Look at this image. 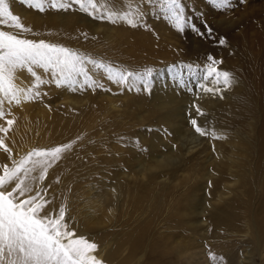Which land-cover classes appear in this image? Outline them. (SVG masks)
Here are the masks:
<instances>
[{
  "label": "rangeland",
  "instance_id": "rangeland-1",
  "mask_svg": "<svg viewBox=\"0 0 264 264\" xmlns=\"http://www.w3.org/2000/svg\"><path fill=\"white\" fill-rule=\"evenodd\" d=\"M191 1L194 5L184 7L187 21L186 27L184 31H178L169 23L158 7L154 5H147L145 7L146 14L142 22L143 24L141 23L137 27H131L123 21L113 23L108 20L94 19L88 14L82 12L78 6H73L69 11L46 9V11L40 12L28 6L24 3V0H9L13 13L19 15L22 19V23L32 29L31 33L24 34L27 38L36 40L45 39L49 42L60 43L82 53H87L97 59H104L111 62L114 66L125 68L128 71L143 73L146 68H151L153 70V75L146 82L137 80L128 85H117L107 79L101 78L100 82L105 85L103 89L78 88L76 91H72L63 87L58 88L55 84L41 85L39 89L41 92L40 98L28 101L27 103L24 102L25 104H13L10 106L11 116L8 118H17L15 124L19 122L16 124L19 126L13 125L5 142H7L9 146L11 145L10 147L13 149V158L17 157L16 159H19L20 156L26 154V152L32 149V147H52L74 142L72 148L63 154L62 159L49 169L48 176L41 187L46 186L47 183L48 185H51L50 188H52V191L54 190L57 192L56 188L60 182L63 181L64 186L61 188L62 191L60 190L56 195L60 198V205H66V221L69 224L70 229L75 230L77 236L90 238L92 239V242H95L96 244L98 243L97 245L101 246H109L118 240V242L121 243V251L119 252L121 254L122 250L125 247H128L127 239L124 241V238H128L130 234L133 233L135 235L138 234L140 246L132 257L133 260L131 259L128 261V264H136L138 257L143 254L144 257L146 255L147 258H151H143L140 261V264L143 263V260H145L143 264H211L207 256L208 251H213L217 256H222L224 258L223 264H245L248 262L250 256L253 259V264H260L255 239L252 235H250V237L249 234L245 235V227L249 226L251 228L253 215L255 214L254 216L257 217V212H254V206L259 203L257 199L264 201V197L262 198L264 195L259 196L260 187H258L260 186V178L264 176V168L259 169L260 176L258 177L259 173L255 171L256 166L254 167V163L252 162L255 156L251 155L249 164L245 168V172L248 174L249 179L247 180L244 178L246 184L244 185L245 189H243L244 195L242 192H239L240 194L237 200L231 198L229 203L223 206L224 214H227L225 224L215 223V221L210 220L207 221L210 225L209 228L207 224L204 229L198 228L196 231H192L188 228L183 216L180 217L179 220L178 217L173 216L175 213H188L190 199H186L187 203L189 201V204H186L184 208L182 204L183 201H186L183 197V193L185 192H193V201L195 202L198 200L199 203H201L200 210L202 209L201 211H203L204 209H207V205L215 203L217 193H222V191L226 192L227 187H232L230 184H233L234 181L230 177V173L227 169L228 165L225 160L223 161L225 164H222L221 166L224 175H222L223 181L218 182L217 179H213L212 177L210 168L214 173L216 172L215 153L217 150L228 155L229 143L233 141V138L244 142V138L249 136L253 143H257L259 141L258 139H260L259 135L262 136L264 133V121L261 118L263 113L260 112V108L256 106V103L259 105V95L257 92H253L250 84L251 80H249L246 75L247 71L243 72L239 70V68L242 69L241 61L235 56H227L226 53L227 49L233 50L235 47L233 40L231 41L230 39H232V37L239 38L243 36V38L245 37V40L247 38L246 42L249 45L250 54H253L252 57L250 56L249 61L254 60V63L258 64L262 51L260 49V30H258L260 27L257 26L256 23L259 22V20L262 21L261 18L264 17V0H246L247 2L244 10H239L243 4L242 0H239V6L235 7L238 9V12H235V8H231V12L229 13L218 11L217 8L211 6L213 5L211 0H199L197 6H203L207 10L206 12L203 11V13H200L201 11L199 9H195L197 7L195 6L194 0ZM131 2L133 6H135L138 0H131ZM123 3L126 6L129 3V0H123ZM141 6L144 7V5ZM116 7L121 8L119 4H117ZM123 8H121V10H127L126 7ZM242 13L243 15H241ZM238 18V25L240 24L239 27L233 29L231 26V30L230 25L235 24L237 21L236 19ZM159 23H162L164 27L172 30L171 32L177 33L178 40H175V47L169 45L164 46L161 44L157 31L158 29L155 28L156 26L154 25ZM193 23L200 32L205 31L202 25L207 24L213 30L212 35L208 36L206 32L204 35H200L197 31H193L191 28ZM258 24L260 25V23ZM251 26H253V28ZM0 27H4V30L15 31V29L7 26ZM135 28L137 29V32ZM115 29L117 31L124 30V34L126 36L127 33V38H129L130 44L127 42V44L122 47L118 44H111L109 36H113ZM229 30L231 31L229 32ZM135 32L149 37L150 44L154 47V57H146L147 50L145 47L139 46L135 49ZM221 37L225 39V44L223 45L219 44V38ZM228 37L231 38L228 39ZM218 46L221 47L219 48ZM222 49H224V51ZM211 51L213 53H210ZM257 52L261 53L257 54ZM165 53L171 58L163 57V54ZM209 54L217 60L222 61V63L218 65L220 70L228 71L230 73L232 72V74L235 75L233 78L242 84L240 88H237L239 91V99L237 100V103L233 105L232 108L226 106L219 110H215L214 108H210L209 110L202 108L201 111L204 114L199 115L196 112L197 106L195 105V107H192L191 103H200L202 100L200 97L203 94V91L197 87L198 80L195 77L190 78L188 74H185L184 85L187 86L186 91L188 92L190 100L180 104V107L182 108L180 112L184 117H182L180 123H177L174 125L173 129H171L168 124L159 121V111H155L151 101L159 100L160 97H154L153 93H165L163 91L167 86L179 83L169 72L170 66L177 64H191L194 68L196 66L202 67L207 63V56ZM227 62L233 65L229 68L232 70H228L225 67V64H228ZM258 67L259 65H256V68ZM38 71L42 74V70ZM23 77L24 82H29L28 85L26 82V86H31L34 82V78H31L30 74L26 72H23ZM43 78L48 79L49 77L43 76ZM191 96H193V98H191ZM228 103H230V100ZM87 104L89 105L87 106ZM24 105L27 106L25 107ZM71 105L72 108H68ZM82 105H84L85 108ZM7 107L9 106L6 104L5 108ZM64 108L65 110H68L65 112L63 110ZM83 110L85 111L83 112ZM22 111H24V114ZM73 116L75 118H73ZM191 118L197 119L200 126L206 128L209 134L200 136L196 133L190 123ZM73 121L76 122L74 123ZM40 122L43 123L41 124ZM250 125H252L251 134L248 133ZM16 127L17 129H15ZM32 127L34 128L32 129ZM175 127H179V131L176 132L174 130ZM30 131H34V133L32 134ZM212 131H215L216 135L220 138H213L211 135ZM19 133L21 137L19 136ZM239 134L241 135L239 136ZM24 135L28 140V145L30 144L29 146L27 145V140L23 139L25 138ZM21 138L25 140V142L22 141ZM57 142L60 143L58 144ZM43 143H45V145L42 146ZM193 146H196L195 149H193L194 151L188 155L186 153L187 150ZM172 148L178 150L177 152L182 156L181 159L184 162L183 166L177 168L179 171L177 170V172L172 174V177L169 174H162L157 181L149 179L141 181L139 175L144 173L148 174L147 172L150 170L151 164L156 159H167L171 154ZM0 152L3 151L0 150ZM176 153H174V155H176ZM1 157H3V155H1L0 158ZM5 158H7V155ZM2 160H0V164L2 163L1 165L4 164L5 160L11 164L8 159ZM61 165L64 166L65 169ZM57 168H59L58 171H53L55 169L57 170ZM70 169L71 171H69ZM54 172L56 173V176L60 178L59 183H57ZM52 173L54 175H52ZM53 176H55V178ZM210 177L211 180H208ZM164 178L167 187L164 190L165 192L162 190L160 192L161 195H164H160V198L163 197V199L161 198L162 200H158V205L160 206H158V212H156L155 215L153 213L151 215H146L144 204L146 205V201L151 200L157 190L160 191L161 185L158 184H160L159 181L164 180ZM211 183L212 185H210ZM53 185L54 187H52ZM117 185L122 187L123 192L121 191V201H117L120 192L117 190ZM157 186L160 188H157ZM50 188L48 189V198L52 199L54 197L55 199L56 195L53 196L50 192ZM71 190L73 193H71ZM105 191L111 195L118 210L115 212L103 211L97 215H93V218L91 219L93 225L90 227H84L83 221L80 219L81 212L84 211L85 214L91 213L90 206L85 202L86 195L97 196ZM69 192L71 195H69ZM145 192L147 194H145ZM131 193H139L137 204L129 215L132 218H130L131 220H134L136 217V224L132 223L131 220H128L129 216H127L128 218L124 216L125 211L127 210L124 207L126 204V198L128 197V194ZM169 193L171 195H169ZM164 196L167 200L164 199ZM174 196L180 198L178 199L180 201L175 200L173 204L174 211H170L171 213L169 212L170 214H167L169 215L168 217L165 209L168 207L169 201ZM69 197L72 200L73 205H71L68 213V207L66 204L68 202L66 201H68ZM119 209L121 211H119ZM175 209L177 211H175ZM262 209L264 215V206ZM120 212H123V214ZM145 218L147 221L143 220ZM122 219H127L131 224L126 223L127 221ZM72 221L73 225H71ZM141 221H143V223ZM160 221L161 223H159ZM244 221L246 222L243 223ZM116 222H118L117 224L119 225H117ZM121 223L124 224L123 227L125 225L129 227H125L124 230ZM127 224H130L131 226ZM235 226L239 227L237 228ZM130 227H133L134 229ZM158 227L160 230H158ZM230 227L233 230H231ZM119 229H123L125 235L122 230ZM131 229L133 233L131 232ZM103 232H106L103 234L104 236L100 234ZM160 232H164L161 234V236L163 235L162 238L156 237ZM167 233H169V235H167ZM119 236L123 238L121 239ZM226 237L229 239H226ZM218 243L219 245H217ZM230 247L231 250L233 249L232 252L229 249ZM141 248H144L142 249L144 253L141 252ZM126 252L127 250H125L122 255L117 256L115 261H118V259L121 261Z\"/></svg>",
  "mask_w": 264,
  "mask_h": 264
},
{
  "label": "snow or ice",
  "instance_id": "snow-or-ice-1",
  "mask_svg": "<svg viewBox=\"0 0 264 264\" xmlns=\"http://www.w3.org/2000/svg\"><path fill=\"white\" fill-rule=\"evenodd\" d=\"M24 3L40 12L46 9L69 11L78 6L94 19L113 23L123 21L131 27L143 22L147 5H154L178 31H184L187 24L182 0H138L135 6L131 0L126 6L123 0H24ZM211 3L221 10L232 6V0H211ZM117 4L127 10H121ZM0 26L15 29L10 31L0 27V150L11 162L10 165H0V264H104L96 255L98 245L84 236H77L75 230L70 229L64 204L58 211L49 210L54 199L48 198L51 185L41 187L49 169L62 159L74 142L33 147L19 159L13 158V149L5 142L15 124L14 118H8L11 116L10 106L40 98L39 89L44 84H55L72 91L78 88L103 89L105 85L100 82L101 78L117 85H128L137 80L146 82L153 70L146 68L143 73L128 71L60 43L27 38L24 34L31 33L32 29L13 13L9 0H0ZM202 27L204 32H200L194 23L191 25L192 30L200 35L205 32L212 35L210 26L204 24ZM219 44H225L223 37L219 38ZM220 63L222 61L209 54L202 67L177 64L170 66L169 72L181 84H184L185 74L195 77L201 91L217 94L220 85L228 88L234 83L230 72L219 69ZM38 70H42V74H38ZM20 72L34 78L31 86L17 83ZM196 112L204 114L199 107ZM190 123L200 136L209 134L197 119L191 118ZM211 135L220 138L215 131ZM207 256L211 264H223L224 258L213 251H208Z\"/></svg>",
  "mask_w": 264,
  "mask_h": 264
},
{
  "label": "bare ground",
  "instance_id": "bare-ground-1",
  "mask_svg": "<svg viewBox=\"0 0 264 264\" xmlns=\"http://www.w3.org/2000/svg\"><path fill=\"white\" fill-rule=\"evenodd\" d=\"M198 1L199 0H194V3H195V6L197 7V8H195V9H199L201 12L200 13H203V11H207L206 10V8L205 7H203V6H201V7H199V5L197 6V4H198ZM205 1V0H204ZM246 0H244V2H242L243 4H242V6L240 7V9L239 10H244L245 9V7H246ZM239 0H232V6L231 7H229V8H226V9H217L218 11H223V12H225V13H229V12H231V8H235V7H237V6H239ZM182 4H183V6L185 7V6H189V5H194L193 4V2L191 1V0H183L182 1ZM188 4V5H187ZM209 5H211V4H209ZM207 6V5H206ZM211 6H213V5H211ZM264 7V6H263ZM124 9V8H123ZM238 9H236L235 8V12H238L237 11ZM208 11H210V10H208ZM241 15H243V13L241 14ZM262 19V21H260L259 20V22H257L256 23V25L257 26H259L260 27V29H258V30H260L259 31V37L261 36V39H260V41H261V43H260V49H261V51H262V53L261 52H257V54L258 53H261V56H260V59H259V61H258V64H255L254 63V60H251V61H249V59H250V56L252 57V55L250 54V50H249V45L247 44V38H246V40L243 38V36L242 37H239V38H233L232 36V39H230L229 37H228V39H230L231 41L233 40V43L235 44V47H234V49L233 50H230V49H227L226 50V53H227V56H229V57H231V56H235V57H237L240 61H241V67H242V69H240L239 68V70L240 71H247V76H248V78H249V80H251L250 82V84H251V88H252V90H253V92H257V94L259 95V105H257V103H256V106H258L259 108V110H260V112H262L263 113V115L261 116V118H262V120L264 121V17L263 18H261ZM237 20V21H236ZM235 21H236V23L235 24H232V25H230V29L232 30V27H233V29L235 28V27H239V25H238V20H239V18L238 19H236ZM219 22V21H218ZM234 23V22H233ZM258 23H260V25L258 24ZM143 24V23H142ZM245 24V23H244ZM149 25V24H148ZM151 25V24H150ZM156 27L155 28H157L158 30V34H159V37H160V42H161V44H163L164 46H167V45H169V46H173V47H175L176 45V39H177V33H173V32H171L172 30H170V29H168V28H166V27H164V25L162 24V23H159V24H154ZM232 26V27H231ZM143 27V26H142ZM141 27V28H142ZM246 27V26H245ZM252 28H253V26H251ZM258 27V28H259ZM140 28V27H139ZM150 28H151V26H150ZM153 28H154V26H153ZM121 29V28H120ZM136 29V28H135ZM152 29V28H151ZM241 29V28H240ZM116 30V29H115ZM114 30V33H113V36H109V41H110V43L111 44H118L119 46H124V45H126L127 44V42L129 43V38H127V33H126V36H125V34H124V30H120V31H115ZM231 30H229V32L231 31ZM127 31V30H126ZM140 31V30H139ZM244 31V30H243ZM246 31V30H245ZM136 32H137V29H136ZM135 32V34H134V36L136 37V39H134V43H135V49H137L139 46L140 47H145V49L147 50V54H148V56H147V54H146V57L147 58H151V56L152 57H154V47L150 44V41H149V37L147 36V35H144V34H141V33H136ZM240 33V32H239ZM241 34V33H240ZM243 35V34H242ZM228 36V35H227ZM158 37V36H157ZM180 37V36H179ZM258 37V36H257ZM184 39H185V37H184ZM178 40V39H177ZM186 40V39H185ZM130 44V43H129ZM131 46V45H130ZM219 48L221 47V46H218ZM223 51H224V49H222ZM214 51V50H213ZM222 51V52H223ZM253 51V50H252ZM221 52V53H222ZM254 52V51H253ZM210 53H213L212 51L210 52ZM224 54V53H223ZM175 56V55H174ZM163 57H169V58H171L169 55L167 56L166 55V53L165 54H163ZM256 57V56H255ZM254 57V58H255ZM259 58V57H258ZM228 63V62H227ZM152 64V63H151ZM228 64H230V65H228ZM228 64H225V67L228 69V70H232V69H229V68H231V63H228ZM146 65V64H145ZM256 65L258 66L259 65V67L258 68H256ZM233 66V65H232ZM249 68H248V67ZM223 69V68H222ZM234 71V70H233ZM39 72V71H38ZM41 72H39V74H40ZM231 74H232V72H231ZM232 76L233 77H235V75H233L232 74ZM18 80H17V83H22V86H26V82H24V77H23V72H20V73H18ZM28 83L29 82H27V85H28ZM242 86V84L239 82V81H237V80H235L234 79V83L230 86V87H228V88H225L223 85H220L219 87H220V92L219 93H217V94H212V93H205V92H203V94L201 95V102L199 103L198 102V104H197V102L195 103V102H192L191 103V105H192V107H195V105L197 106V107H199L200 109H207V110H209L210 108H214L215 110H219V109H223V108H225L226 106H228V107H233V105H235L236 103H237V100L239 99V91H238V89L237 88H240ZM182 88H184V89H182ZM182 89V90H181ZM186 89H187V86L186 85H184V84H181V83H175V85H169V86H167L166 87V89L163 91V92H165V93H162V92H154L153 93V96L155 97V96H159L160 97V99L159 100H153V101H151V104L153 105V107L155 108V111L157 112V111H159V115H158V118H159V121L160 122H163V123H166V124H168V126H170L171 127V129H173V127H174V125H176L177 123H180L181 122V119H182V117H184V115L180 112V110L182 109L181 107H180V104H182V103H184V102H187V101H189L190 99H189V96H188V92L186 91ZM199 90V89H198ZM181 92V93H180ZM200 93V92H199ZM191 98H193V96H191ZM220 100H222V101H220ZM229 100H230V103H228L229 102ZM61 101H63V100H61ZM22 103H24V102H22ZM27 103V102H26ZM90 103V102H89ZM25 104V103H24ZM29 104V103H28ZM91 104V103H90ZM6 105V104H5ZM59 105V104H58ZM89 104H87V106H88ZM25 106V105H24ZM27 106V105H26ZM25 106V107H26ZM60 106V105H59ZM84 108H85V106L84 105H82ZM92 106V105H91ZM182 106V105H181ZM55 107V106H54ZM67 107V106H66ZM72 108V105L71 106H69L68 108ZM83 107H80V108H83ZM7 108H9V107H7ZM6 108V109H7ZM70 108V109H71ZM59 109V108H58ZM90 109V108H89ZM257 109V110H258ZM23 110V109H22ZM65 112L68 110H65V108L63 109ZM63 110H62V113H63ZM78 110V109H77ZM82 110V109H81ZM80 110V111H81ZM86 110V109H85ZM85 110H83V112L85 111ZM79 111V110H78ZM23 112V114H24V111H22ZM47 112V111H46ZM64 112V113H65ZM73 112V111H72ZM43 113V112H42ZM45 113V112H44ZM60 113V112H59ZM75 113V112H74ZM81 113V112H80ZM40 114H41V112H40ZM68 114V113H67ZM66 114V115H67ZM83 114V113H82ZM230 114V113H229ZM62 115V114H61ZM74 115V114H73ZM76 115H77V113H76ZM79 115V114H78ZM41 116V115H40ZM55 116V115H54ZM65 116V115H64ZM75 116V115H74ZM73 116V118H75ZM79 116H81V115H79ZM83 116V115H82ZM259 117H260V115H259ZM45 118V117H44ZM63 118V117H62ZM69 118H71V117H69ZM17 118H15V120H16ZM64 119H65V117H64ZM78 119H79V117H78ZM26 120V119H25ZM30 120V119H29ZM37 120V119H36ZM38 120H40V119H38ZM43 120V119H42ZM73 120V119H72ZM76 120V119H75ZM19 121V120H18ZM20 121H22V120H20ZM45 122H46V119H45ZM74 122V121H73ZM76 122V121H75ZM74 122V123H75ZM77 122H79V121H77ZM0 123H2V122H0ZM17 123H19V122H17ZM16 123V124H17ZM33 123H35V122H33ZM41 123V122H40ZM43 123V122H42ZM41 123V124H42ZM67 123V122H66ZM69 123V122H68ZM16 124H14V126H19V125H16ZM29 124V123H28ZM28 124H27V126H28ZM30 125V124H29ZM38 125H39V123H38ZM75 125V124H74ZM180 125V124H179ZM23 126V125H22ZM45 126V125H44ZM48 126V125H47ZM21 127V126H20ZM46 127V126H45ZM68 127V126H67ZM250 127V130H249V132L248 133H250L251 134V132H252V129H251V127H252V125H250L249 126ZM25 128V127H24ZM30 128V127H29ZM34 127H32V129H33ZM14 129V128H13ZM15 129H17V127L15 128ZM39 129V128H38ZM29 130V129H28ZM36 130V129H35ZM34 130V131H35ZM41 130V129H40ZM174 130L177 132V131H179V127H175L174 128ZM17 131V130H16ZM23 131V130H22ZM34 131L33 132H31L32 134L34 133ZM13 132V131H12ZM21 132V131H20ZM28 132V131H27ZM45 132V131H44ZM65 132V131H64ZM237 133H239V132H237ZM12 134V133H11ZM28 134V133H27ZM40 134H41V132H40ZM55 134V133H54ZM64 134V133H63ZM262 134V133H261ZM15 135H16V133H15ZM23 135V134H22ZM26 135V134H25ZM25 135H24V137H25ZM30 135V134H29ZM241 134H239V136H240ZM258 135V134H257ZM19 136H20V133H19ZM27 136V135H26ZM32 136V135H31ZM30 136V137H31ZM255 136V135H254ZM11 137V136H10ZM9 137V138H10ZM21 137V136H20ZM244 137V136H243ZM258 137V136H257ZM45 138V137H44ZM47 138V137H46ZM259 138L260 139H258L259 141L257 142V143H253L252 141H251V138L248 136V137H246V138H244V142H242L241 140H239V139H234L233 138V141L232 142H230L229 144H230V146H229V150H228V155H225L222 151H220V150H217L216 151V153H215V167H216V172L214 173L213 171H212V169L210 168V170H211V172H212V177H213V179H217V181L218 182H221V181H223V178H222V175H223V173H222V171H223V169L221 168V166H222V164L224 165L225 163H223V161L225 160L226 162H227V165H228V167H227V169H228V172L230 173V177L233 179V181H234V183L233 184H230V185H232V187H227L226 188V192H224V191H222V193L220 192L219 194L217 193V195H216V200H215V203L214 204H209V205H207V209L205 210H203V211H201L200 210V207H201V203H199V201L198 200H196L195 202L193 201V197H194V194H193V192H185V193H183V197H184V200H186V199H190L189 201H190V204H189V201H188V203H187V200L186 201H183V208H184V206L187 204H189L188 205V207H189V209H188V213L187 214H185L184 212H182V213H175L174 215L173 214H171V215H173V216H176V217H178V220H179V218L180 217H184L185 218V221H186V223H187V226H188V228L190 229V230H192V231H196L198 228H202V229H204V227H206L207 226V224L209 223H207V221H215V223H222V224H225L226 222V218H227V214H224L225 212H224V207L223 206H225V205H227L228 203H229V201H230V199L232 198L233 200H237L238 198H239V192H242L243 193V195H244V190L243 189H245V187H244V185H246L245 184V182H244V178H246L247 180L249 179V177H248V174L245 172V168H246V166L249 164V161H250V159H251V155H253V156H255V158H253V160H252V162L254 163L253 164V166L255 167L256 166V172L257 173H259L258 174V177L260 176V170L259 169H261V168H264V161H263V158H264V133L262 134V136H260L259 135ZM11 139V138H10ZM17 139V138H16ZM22 139V138H21ZM23 139H25V140H27L26 139V137L25 138H23ZM22 139V141H24L25 142V140H23ZM29 139V138H28ZM67 139V138H66ZM243 139V138H242ZM194 140V139H193ZM226 140H227V138H226ZM253 140V139H252ZM11 141V140H10ZM225 141V140H224ZM255 142H256V140H255ZM7 143V142H6ZM33 143V142H32ZM58 143V142H57ZM60 143V142H59ZM58 143V144H59ZM194 143V142H193ZM10 144H11V142H10ZM228 144V143H227ZM9 145V144H8ZM25 145V144H24ZM27 145H28V140H27ZM30 145V144H29ZM28 145V146H29ZM43 145H45V143H43L42 144V146ZM199 145V144H198ZM11 146V145H10ZM34 146V145H33ZM49 146V145H48ZM188 146V145H187ZM39 147V146H38ZM46 147V146H45ZM195 147L196 146H193V147H191V148H189L188 150H187V154L189 155V154H191L194 150L193 149H195ZM33 148V147H32ZM44 148V147H43ZM28 149V148H27ZM186 149V148H185ZM178 150L177 149H175V148H172V150H171V154H170V156L166 159V158H160V159H156L152 164H151V168H150V170L147 172L148 174H146V173H144V174H142V175H139L140 176V178H141V181H143L144 179H149V180H159V176H161L162 174H165V175H171V177H172V174H174L175 172H177V168L179 167V166H183V164H184V162L182 161V159H181V155L179 154V152H177ZM177 152V153H176ZM254 152V153H253ZM174 153H176V155H174ZM0 154L1 155H3V157H1L2 159H7V158H5V156H6V154L4 155V153L3 152H0ZM0 155V156H1ZM0 158V160H2ZM17 158V157H16ZM15 158V159H16ZM184 160V159H183ZM2 162H3V160H2ZM5 162L6 163H8L7 162V160H5ZM4 162V163H5ZM2 164V163H1ZM0 164V165H1ZM8 164H10V163H8ZM178 164V165H177ZM207 164V163H206ZM205 164V165H206ZM209 164H211V163H209ZM54 166V165H53ZM52 166V167H53ZM62 166V165H61ZM51 167V168H52ZM58 167V166H57ZM64 169H65V167L64 166H62ZM212 167H213V165H212ZM75 168H76V166H75ZM62 169V168H61ZM181 169V168H180ZM59 170V168H57V170L55 169V170H53V171H58ZM77 170V169H76ZM64 171V170H63ZM69 171H71V169L69 170ZM69 171H68V173H69ZM179 171V170H178ZM60 172H61V170H60ZM211 172H210V174H211ZM54 174H55V176H56V173L54 172ZM53 173H52V175H54ZM60 175V174H59ZM61 175H62V173H61ZM48 176V175H47ZM55 176H53L54 178H55ZM164 176V175H163ZM216 176V177H215ZM224 176V175H223ZM49 177H50V175H49ZM64 177V176H63ZM67 177V176H66ZM170 177V178H171ZM174 177V176H173ZM206 177V176H205ZM215 177V178H214ZM255 177V176H254ZM51 178V177H50ZM57 178H59V177H57L56 176V179ZM60 179V178H59ZM162 179V178H161ZM169 179V178H168ZM63 180H65V179H63ZM67 180V179H66ZM208 180H211V177L208 179ZM49 181V180H48ZM51 181V180H50ZM69 181V180H68ZM65 182V181H64ZM229 182V181H228ZM44 183V182H43ZM49 183V182H48ZM52 183H54V182H52ZM73 183V182H72ZM159 183L160 184H158V185H161V189H160V191L159 190H157L156 191V193H155V195L151 198V200H148V198H147V200L148 201H146V205L144 204V206H145V214L146 215H151L152 213L155 215L156 214V212H158V204H159V202H158V200H160L161 198L163 199V197H161L160 198V195H161V190L162 191H164L165 190V188L167 187L166 186V180H165V178H164V180H160L159 181ZM65 184V183H64ZM168 184V183H167ZM215 184V183H214ZM226 184V183H225ZM259 184H260V186H258V187H260V195L259 196H261V195H264V176H262L261 178H260V180H259ZM259 184H257V185H259ZM48 184L46 183V186H47ZM50 185V184H49ZM210 185H212V183L210 184ZM42 186V185H41ZM60 186V187H59ZM62 186H64L63 185V181H61L60 182V184L58 185V187L56 188L57 189V192L56 191H52V188H50L51 189V193L53 194V196L54 195H56V194H58V192L61 190V188H62ZM66 186V185H65ZM70 186H72V185H70ZM115 186V185H114ZM229 186V185H228ZM52 187H54V185L52 186ZM69 187V186H68ZM159 186H157V188H158ZM169 187V186H168ZM177 187V186H176ZM213 187V186H212ZM79 188V187H78ZM77 188V189H78ZM111 188V187H110ZM117 190L118 191H120L119 192V196L117 197V201H121L122 199V187L120 186V185H117ZM137 188H139V187H137ZM160 188V187H159ZM170 188H171V186H170ZM53 189H55V188H53ZM126 189V188H125ZM188 189V188H187ZM191 189H193V188H191ZM74 190V189H73ZM112 190V189H111ZM135 190V189H134ZM146 190V189H145ZM154 190V189H153ZM173 190V189H172ZM258 190V189H257ZM62 191V190H61ZM75 191H76V189H75ZM110 191V190H109ZM122 191V192H121ZM129 191V190H128ZM137 191V190H136ZM169 191V190H168ZM167 191V192H168ZM79 192V191H78ZM127 192V191H126ZM138 192H140V191H138ZM165 192V191H164ZM196 192V191H195ZM194 192V193H195ZM224 192V193H223ZM71 193H73L72 192V190H71ZM130 193V192H129ZM178 193V192H177ZM115 194V193H114ZM126 194V193H125ZM139 194V193H138ZM138 194H135V193H131V194H128V197L126 198V204L124 205V207L127 209L126 211H125V217H127V216H129L130 214H131V212H132V209L136 206V204H137V200L139 199V195ZM145 194H147L146 192H145ZM175 194V193H174ZM49 195V194H48ZM68 195V194H67ZM69 195H71L70 194V192H69ZM140 195H141V193H140ZM152 195V194H151ZM164 195V194H163ZM163 195H161V196H163ZM165 195H166V193H165ZM169 195H171L170 193H169ZM256 195V194H255ZM115 196V195H114ZM51 197V196H50ZM149 197V196H148ZM171 197V196H170ZM178 197H179V195H178ZM264 196H262V198H263ZM76 198V197H75ZM146 198V197H145ZM166 197L164 196V199H165ZM182 198V197H181ZM260 198V197H259ZM72 199H73V197H72ZM125 199V198H124ZM144 199V198H143ZM161 199V200H162ZM178 199H180V198H177V196L175 197H172L171 198V200L169 201V203H168V207L165 209L166 211V215L170 212V211H172L173 209H174V207H173V204H174V202H175V200L176 201H180V200H178ZM64 200H65V198H64ZM76 200V199H75ZM165 200H167V199H165ZM181 200H183V199H181ZM264 200V199H263ZM62 201V200H61ZM140 201H142V200H140ZM164 201V200H163ZM257 201H259V203H257L256 204V206H254L255 207V209H254V212L256 211L257 212V217H255L254 215H253V221H252V225H251V228L248 226V227H245L246 228V231H245V235H247V234H249V237H250V235H252V237L255 239V241H256V243H257V252H258V257H259V259H260V264H264V215H263V206H264V201H261V200H258L257 199ZM66 202H68V203H66L67 204V207H68V213H69V211H70V208H71V205H73V202H72V200L70 199V197H69V199H68V201H66ZM86 203H87V205H89L90 206V208H91V213H86L85 214V212L84 211H82L81 213V218L80 219H82V221H83V224H84V227H90V226H92L93 225V221L91 220L92 218H93V215H97L98 213H100V212H103V211H109V212H115V211H117L118 210V207L114 204V202H113V198L111 197V195L110 194H108L106 191L105 192H102V193H100V194H98L97 196H93V195H86V201H85ZM75 203V202H74ZM144 203V202H143ZM164 203V202H163ZM178 203V202H177ZM239 203H240V201H239ZM142 205V204H141ZM163 205V204H162ZM161 205V206H162ZM59 206H60V198H58L57 197V195H56V198L53 200V202H52V204L51 205H49V210H52V209H55V210H57L58 211V208H59ZM66 206V205H65ZM75 207V206H74ZM140 207V206H139ZM138 207V208H139ZM160 207V206H159ZM164 207H165V205H164ZM122 208V207H121ZM120 208V209H121ZM125 208H124V210H125ZM228 208V207H227ZM73 209V208H72ZM87 209V208H86ZM119 209V211H121ZM162 210V209H161ZM87 211H89V210H87ZM144 211V210H143ZM174 211V210H173ZM175 211H177L176 209H175ZM252 211V210H251ZM80 212V211H79ZM141 212V211H140ZM120 213H122L123 214V212H120ZM136 213V212H135ZM134 213V214H135ZM139 213V212H138ZM160 213H161V211H160ZM160 213H158V214H160ZM171 213V212H170ZM169 213V214H170ZM112 214V213H111ZM157 214V215H158ZM162 214H164V213H162ZM121 215V214H120ZM133 215V214H132ZM136 215V214H135ZM140 215V214H139ZM69 216V215H68ZM75 216H76V213H75ZM78 216V215H77ZM79 216H80V214H79ZM112 216H114V215H112ZM162 216V215H161ZM168 217H169V215H167ZM71 217V216H70ZM73 217V216H72ZM104 217V216H103ZM122 217V216H121ZM121 217H120V219H121ZM134 217V216H133ZM244 217V216H243ZM75 218V217H74ZM73 218V219H74ZM107 218H109V217H107ZM128 218V217H127ZM131 218V216H129V219L128 220H131L130 219ZM142 218V217H141ZM158 218H160V217H158ZM164 218V217H163ZM170 218H172V217H170ZM246 218V217H245ZM99 219V218H98ZM168 219V218H167ZM175 219H177V218H175ZM174 219V220H175ZM239 219V218H238ZM244 219V218H243ZM242 219V220H243ZM67 220V219H66ZM95 220V219H94ZM122 220H125V219H122ZM121 220V221H122ZM135 220H137L136 219V217H135V219L134 220H131L132 221V223H135L136 224V221ZM144 221L146 220V218L145 219H143ZM166 220V219H165ZM245 220V219H244ZM69 221H70V219H69ZM111 221V220H110ZM109 221V222H110ZM125 221H127V219L125 220ZM124 221V222H125ZM147 221V220H146ZM163 221V220H162ZM238 221V220H237ZM95 222H96V220H95ZM119 222V221H118ZM118 222H116V224L118 223ZM142 223H143V221H141ZM156 222H157V220H156ZM174 222V221H173ZM242 222V221H241ZM246 221H244L243 223H245ZM251 222V221H250ZM75 223V222H74ZM108 223V222H107ZM111 223V222H110ZM126 223H130V221L128 222H126ZM125 223V224H126ZM145 223V222H144ZM150 223H152V222H150ZM159 223H161V221L159 222ZM249 223V222H248ZM71 224V223H70ZM109 224V223H108ZM115 224V225H116ZM122 224V227H123V223H121ZM131 224V223H130ZM130 224H127V225H130ZM141 224V223H140ZM148 224V223H147ZM167 224V223H166ZM235 224H237V223H235ZM71 225H73V221H72V224ZM75 225V224H74ZM115 225H113V226H115ZM117 225H119V224H117ZM145 225V224H144ZM164 225V224H163ZM214 225V224H213ZM239 225V224H238ZM131 226V225H130ZM136 226V225H135ZM135 226H134V228H135ZM153 226V225H152ZM155 226H156V223H155ZM154 226V227H155ZM158 226V225H157ZM159 226H160V224H159ZM209 224H208V228H209ZM240 226H242V225H240ZM246 226V225H245ZM77 227V226H76ZM80 227V226H79ZM105 227V226H104ZM116 227V226H115ZM125 227H129V226H124L123 228H124V230H125ZM142 227V226H141ZM166 227H167V225H166ZM222 227H223V225H222ZM235 227H239V226H235ZM120 228V227H119ZM130 228H133V227H130ZM133 228V229H134ZM162 228V227H161ZM225 228V227H224ZM231 228V227H230ZM105 229V228H104ZM116 229H118V228H116ZM116 229H114V230H116ZM137 229V228H136ZM141 229V228H140ZM164 229V228H163ZM206 229V228H205ZM244 229V228H243ZM85 230V229H84ZM119 230H122V232H123V229H119ZM127 231H129L128 229H126ZM147 230V229H146ZM158 230H160V228L158 227ZM221 230V229H220ZM227 230V229H226ZM231 230H233L232 228H231ZM237 230V229H236ZM236 230H234V231H236ZM107 231V230H106ZM134 231V230H133ZM208 231V230H207ZM87 232V231H86ZM85 232V233H86ZM100 232H102V231H100ZM111 232V231H110ZM130 232V231H129ZM131 232H132V229H131ZM142 232V231H141ZM148 232H150V231H148ZM152 232V231H151ZM156 232V231H155ZM159 232V231H158ZM167 232V231H166ZM205 232V231H204ZM233 232V231H232ZM106 233V232H105ZM104 232L103 233H100V234H105ZM107 233H109V232H107ZM124 233V232H123ZM133 233V232H132ZM164 232H160L159 234H157V236L156 237H158V238H162V236H161V234H163ZM234 233V232H233ZM99 234V233H98ZM117 234V233H116ZM122 234V233H121ZM129 234V233H128ZM225 234V233H224ZM228 234V233H227ZM87 235V234H86ZM123 235V234H122ZM124 235H125V233H124ZM126 235H127V233H126ZM137 235V236H136ZM130 234V236L128 237V236H126V237H128V238H124L125 240L124 241H126V239H127V244H128V247H125L123 250H122V253L120 254L119 252L121 251V249H120V244L121 243H119L118 242V240H116L114 243L113 242H111V243H113V244H111V245H105V246H101V245H98V249H97V252H96V255H97V257L99 258V259H101V260H103L104 261V264H113V262L115 261V258L117 257V256H119V255H122L123 253H124V251L125 250H127V252L123 255V257H122V259H121V261H119L120 259H118V261L116 260L115 261V263L114 264H128V261H130L131 259L133 260V256L135 255V252H136V250L138 249V247L140 246L139 245V237H138V234ZM148 235V234H147ZM167 235H169V233H167ZM230 235V234H229ZM244 235V236H245ZM104 236V235H103ZM107 236V235H106ZM120 238H121V236H119ZM118 237V239L120 240V238ZM140 237H141V235H140ZM225 237V236H224ZM229 237V236H228ZM87 238V237H86ZM103 238V237H102ZM123 238V237H122ZM121 238V239H122ZM152 238V237H151ZM88 240H90V241H92V239H90V238H87ZM147 239H148V237H147ZM226 239H229V238H227L226 237ZM97 240V239H96ZM141 240H142V238H141ZM149 240V239H148ZM147 240V241H148ZM225 240V239H224ZM121 241V240H120ZM152 241V240H151ZM246 241V240H245ZM248 241V240H247ZM221 242H225V241H221ZM220 243V242H219ZM219 243L217 244V245H219ZM227 243V242H226ZM231 243V242H230ZM229 243V244H230ZM233 243V242H232ZM256 243H255V245H256ZM98 244V243H97ZM253 244V243H252ZM125 245V244H124ZM221 245H222V243H221ZM236 245V244H235ZM246 245V244H245ZM248 245V244H247ZM142 246H143V244H142ZM157 246V245H156ZM146 247V246H145ZM122 248V247H121ZM228 248V247H227ZM233 248V247H232ZM142 249H144V248H141V250ZM147 249V248H146ZM148 249H150V248H148ZM230 250H231V247L229 248ZM226 250V249H225ZM228 250V249H227ZM233 250V249H232ZM232 250H231V252H232ZM157 251V250H156ZM229 251V250H228ZM138 252H139V250H138ZM141 252H143L144 253V251L142 250ZM230 252V251H229ZM228 252V253H229ZM140 253V252H139ZM142 253V254H143ZM157 254V253H156ZM162 254V253H161ZM154 255H155V253H154ZM229 255V254H228ZM254 255V254H253ZM150 256V255H149ZM159 256V255H158ZM227 256V255H226ZM145 257H146V255H145ZM145 257H144V254L142 255V256H140V257H138V260H137V263L136 264H140V261L144 258L145 259ZM160 257H162V256H160ZM149 259L151 258V257H148ZM147 257H146V259H148ZM158 258V257H157ZM229 259H231V258H229ZM229 259H227V260H229ZM244 259V258H243ZM249 260H248V262L247 263H245V264H253V259H252V257L250 256L249 258H248ZM233 260V259H232ZM237 260V259H236ZM245 260V259H244ZM247 260V259H246ZM144 261L145 260H143V263H144ZM230 261V260H229ZM228 262V261H227ZM142 263V264H143ZM148 263V262H147ZM239 263V262H238ZM151 264V263H150ZM242 264V263H241Z\"/></svg>",
  "mask_w": 264,
  "mask_h": 264
}]
</instances>
